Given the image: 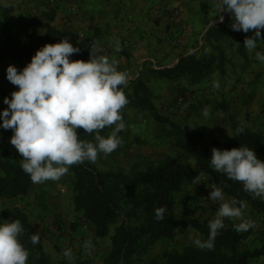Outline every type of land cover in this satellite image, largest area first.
Here are the masks:
<instances>
[{"label":"trees","instance_id":"1","mask_svg":"<svg viewBox=\"0 0 264 264\" xmlns=\"http://www.w3.org/2000/svg\"><path fill=\"white\" fill-rule=\"evenodd\" d=\"M55 18V11L43 13L41 18H37L30 14H17L13 6L0 4V63L11 60L18 70H22L44 45L59 43L64 38L70 42L71 36L51 26ZM42 21L48 23L44 36L38 30ZM229 33L233 36L231 41L227 40ZM101 38L100 33L86 38L83 46H76L81 49L80 53L70 59L87 62L91 49L94 50L100 44ZM235 39L239 40L238 54L246 58L243 45L245 38L231 29L229 20L213 25L203 37V46L198 55L184 57L177 67L178 72L196 84L202 83L205 75L212 71L225 76L228 62L225 44L229 45ZM121 87L129 100L123 110L140 116L147 114L156 124L167 125L168 138L173 140L177 150L191 159L193 165L166 157L149 160L140 158L128 173L113 170L103 172L87 161L71 166L67 180L72 188L76 220L72 230L76 231L85 225L90 228L93 239H109L110 246L103 256L102 264H139L143 256L155 255L159 246L166 243L173 246L159 254L153 264H252L263 258L264 234L260 233L249 242L254 236L253 229L238 232L234 227L237 222L230 218L224 219L225 227L215 239L214 250L202 249L194 243L175 244L189 232H195L201 240H207L209 221L216 217L204 221L196 218L184 220L175 214L178 198L195 171L203 174L211 184L220 187L229 201L235 199L249 208L252 220L259 221L262 227L264 199L244 191L242 183L216 172L211 167L209 149L203 142V130L185 129L163 115L155 105L154 92L142 79L130 81L126 87ZM218 107L227 111V107L222 104H218ZM230 124L232 134L221 143L223 150L247 146L264 162V136L232 118ZM239 128L244 131L237 134ZM111 131V128H105L100 134L106 137ZM77 133L81 140L95 143L94 135H87L83 129H77ZM138 144L144 146L145 142L139 140ZM22 158L19 153L12 158L6 151L0 154V201L24 199L31 192L34 184L29 175L22 171ZM45 198V193L38 198V208L44 212L48 211L44 204ZM159 207H165L167 213L163 221L157 222L155 209ZM2 220L21 221L24 232L20 242L29 251L28 264H87L86 261L72 262L66 258L55 262L46 251L40 234V243L32 245L31 236L39 232L23 210L4 209L0 214V222Z\"/></svg>","mask_w":264,"mask_h":264},{"label":"clouds","instance_id":"2","mask_svg":"<svg viewBox=\"0 0 264 264\" xmlns=\"http://www.w3.org/2000/svg\"><path fill=\"white\" fill-rule=\"evenodd\" d=\"M216 4L220 12L231 17L233 31L254 30L252 36H246L243 45L255 53L256 60L264 63V52L257 50L258 44H264L261 34L264 0H216ZM217 19L222 23L224 17L219 15ZM80 51L64 38L37 50L22 70L12 65L6 69L7 81L17 86L18 91L3 100L7 107L0 111V129L13 132L10 144L23 157L22 171L33 184L57 182L71 166L86 161L95 163L100 154H112L123 142L119 135L126 130L122 110L129 100L121 86L126 87L131 76L119 71L115 61L98 57L93 49L87 62L70 59ZM204 115H208L207 110ZM105 128L112 129L107 137L100 134ZM77 129L94 135L95 143L81 140ZM243 131L239 128L237 134ZM210 163L216 172L242 183L244 191L264 199V162L253 149L213 148ZM211 189L208 200L219 205L216 217L209 221L208 239L197 237L193 241L207 250H214L215 239L225 227V218L239 221L234 225L238 232L256 226L245 218L241 202L226 200L223 190L216 185ZM166 213L165 207L155 209V220L163 221ZM23 232L20 220L0 222V264H28L29 251L20 242ZM30 240L32 245L40 243L39 233ZM63 255L70 259L71 250H64Z\"/></svg>","mask_w":264,"mask_h":264},{"label":"crops","instance_id":"3","mask_svg":"<svg viewBox=\"0 0 264 264\" xmlns=\"http://www.w3.org/2000/svg\"><path fill=\"white\" fill-rule=\"evenodd\" d=\"M57 2L59 6L51 5L56 13L51 26L71 36V44L75 46L84 43L73 38L75 32H83L86 38L100 33L102 38L100 44L94 48L95 54L98 57H107L110 62L115 61L119 71L130 74L131 79L128 82L142 79L157 94L155 105L158 109V102L169 104L177 93L195 90L192 98L207 104L206 109L201 111L204 113L207 110V117L219 116L218 121H224L222 123L227 128L224 129L222 140L232 134L231 118L246 128H250L251 125L253 131L258 130L264 136V63L256 60L255 53H250L247 49L246 58L240 56L239 40L235 39L230 47L226 46L227 52L231 53L227 54L225 76L212 71L205 75L202 83L196 84L178 72L177 67L184 57L198 55L203 46L202 39L210 27L221 23L217 19L219 15L224 17L223 22L229 20L230 25L232 24L231 17L223 11L220 12L216 0H57ZM43 5L41 1H34L29 8L36 6L38 9L33 11H40L42 15L41 12L45 11ZM207 22L210 24L207 25ZM253 32L254 30L244 33V38L252 36ZM237 34L239 35V32ZM261 34L264 36V29L261 30ZM197 44L199 46L195 48ZM257 50L264 52V44H258ZM10 65L15 66L11 60L0 63V111L7 107L3 103L4 98L10 99L11 93L18 91V87L6 79V69ZM192 103L194 105L187 116L192 115L193 110H198V101ZM218 104L226 106L227 111L219 108ZM161 113L169 116L165 110ZM136 116L137 114L132 122L139 127L138 133L142 131L140 138L149 143L155 142L156 146L165 140V132L168 130L165 125L156 124L147 114L143 115L146 123ZM145 124H148L147 129ZM150 128L156 130L160 128L161 135H157L155 139L148 138L146 133ZM197 128V125L193 127ZM12 135L11 130L5 132L0 129L2 153L6 151L10 154L14 148L10 144ZM10 157L13 156L10 154ZM65 177L66 175L63 178ZM61 187L69 189L60 183L58 188ZM70 189L72 190L71 186ZM58 207V210L63 212L62 208ZM56 215L54 224L59 230L57 232L54 229V235L62 237L61 233L64 232L66 236L67 232H71L73 220L67 216ZM61 219H64V225L60 223ZM61 228L64 230L61 231ZM257 264H264V257L258 260Z\"/></svg>","mask_w":264,"mask_h":264},{"label":"rangeland","instance_id":"4","mask_svg":"<svg viewBox=\"0 0 264 264\" xmlns=\"http://www.w3.org/2000/svg\"><path fill=\"white\" fill-rule=\"evenodd\" d=\"M34 1H41L44 4L43 6L45 7V11L41 12L42 14L53 11V6H51V4L49 5L47 3V0H0V4L4 6H13L15 13L17 14H30L37 18H41L42 15H40V11H33L38 9L36 6H31V8H29V5L33 4ZM56 3L57 4H55V6L58 5L57 0ZM47 24L48 23H46V21H42L40 27L38 28L40 35H45ZM239 36L244 38V33L239 32ZM232 39L233 36L230 34L227 40L231 41ZM83 45L84 43H81V46ZM225 45L227 47H230L231 44ZM73 46L76 47L74 44ZM230 53L231 51L227 52V54ZM195 93V90H186L179 92L173 97L169 104L158 102L159 110L161 112L162 110H165V112L169 115L168 117L173 122L179 124L185 129H193L195 125H197L198 128L202 129L204 133L203 142L208 147L212 158L213 148L223 150L221 146V143L223 142L222 137L225 133L224 129H226L227 127L224 126V124L222 123L224 122L223 120L218 121L217 118H220L219 116L217 118H213V115L208 117L203 115L204 113L201 110L206 109L207 104H204L202 100H196V98H192ZM180 97H184V102L181 104L178 103V99ZM192 101H198L197 106L199 107L198 110H193L192 115L189 114L190 116H187L191 107L194 105ZM122 111L124 121L126 123V130L119 133V135L122 137L123 142L121 146L112 154H109L107 156L100 154L98 156L97 161L93 164L100 171L106 172L109 170H113L116 172L128 173L130 172L131 168L135 165V163H138V160L140 158H145L149 160L172 157L179 161L193 165L191 159L187 157L183 152L177 150L174 146L173 140L168 138L169 127L167 125H165L168 129L167 132H165V140L160 143L158 147L156 146L155 142L149 143L144 139L140 138V133H142V131L138 133L137 129L139 127L137 125H134V123L132 122L135 117V113L126 110ZM136 117L144 121L143 116L137 115ZM144 123L146 122L144 121ZM145 125V129H147L148 124ZM157 129L158 130H156L155 128H150L146 133V136L148 138L155 139L157 135H161L160 128ZM248 129L253 131L251 125ZM216 131H218V133L215 134ZM257 132L260 131L257 130ZM139 140H143L145 142V145H139ZM17 152L18 151L15 148H12L10 154L14 157ZM0 154H2L1 151ZM67 176L68 175L66 174L65 178H63V176L57 182L48 181L44 184H34L31 192L24 199L0 201V214L4 209L7 208H18L20 210H23L29 216L31 222L35 225L37 231L42 236L46 251L51 256V258L57 263L61 262L63 259L66 258L63 255V251L66 249H70L72 256L70 259H66H69L72 262L86 261L87 264H102L103 256L109 249L110 241L109 239H93L91 230L88 226L83 225L76 231H72V228L70 227L71 232H67L66 236H64V232L61 233L62 237L54 235V232H58L59 230L55 228L56 225L54 224V215H56L55 213H57L56 216H67L68 219L73 220V223L76 221L74 216V204L71 198L72 190L70 189V184L68 183ZM60 183L64 184V186H67V188L69 189L62 187L58 188V185ZM212 185L213 184H211L203 174L199 173L198 171H195L191 179L186 183L183 193L178 198L175 207V214L184 220L196 218L200 219L201 221L216 216L219 205L218 203L213 204L210 200H208L209 194L212 191ZM42 193L46 194V198L44 201V204L47 206L48 209V211L46 212L38 208V204L40 203L38 198ZM225 199L228 200L227 198ZM58 206L62 208L63 212L58 210ZM69 206H71V208H69ZM243 212L245 218L254 221L256 225L254 228H252L254 236L251 237V239L249 240L250 242L255 239L254 237L257 238L260 233L264 234V227L259 224V221L254 219L252 220L249 215V208L245 206L243 208ZM63 220L64 219H61L60 223L63 224ZM234 220L239 223L238 220ZM54 229L56 230L54 231ZM62 230H64V228H61V231ZM111 233H113V229L111 230ZM197 237L201 239V237L195 232H189L187 235L179 238L175 242V244L183 245L188 243H194V238ZM60 238L63 240L60 241ZM172 246L173 245L169 243L161 244L155 255L148 257L143 256V261L139 264H153V262L158 259L159 254H162L166 250L170 249ZM252 264H257V261H254Z\"/></svg>","mask_w":264,"mask_h":264},{"label":"built area","instance_id":"5","mask_svg":"<svg viewBox=\"0 0 264 264\" xmlns=\"http://www.w3.org/2000/svg\"><path fill=\"white\" fill-rule=\"evenodd\" d=\"M47 2L51 5H55L56 4V0H47ZM73 38L74 39H78V40H81V41H84L86 39V35L83 33V32H75L73 34ZM184 102V97H180L178 99V103L181 104ZM3 130V129H2ZM5 132H7V130H5Z\"/></svg>","mask_w":264,"mask_h":264}]
</instances>
